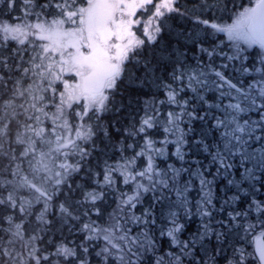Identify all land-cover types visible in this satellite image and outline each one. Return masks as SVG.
Masks as SVG:
<instances>
[{"label": "snow or ice", "instance_id": "obj_1", "mask_svg": "<svg viewBox=\"0 0 264 264\" xmlns=\"http://www.w3.org/2000/svg\"><path fill=\"white\" fill-rule=\"evenodd\" d=\"M0 264H264V0H0Z\"/></svg>", "mask_w": 264, "mask_h": 264}]
</instances>
